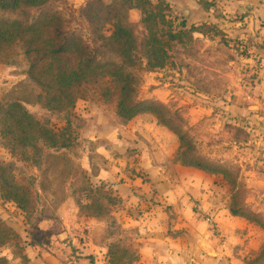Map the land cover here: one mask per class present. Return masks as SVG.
I'll use <instances>...</instances> for the list:
<instances>
[{
  "label": "rangeland",
  "instance_id": "obj_1",
  "mask_svg": "<svg viewBox=\"0 0 264 264\" xmlns=\"http://www.w3.org/2000/svg\"><path fill=\"white\" fill-rule=\"evenodd\" d=\"M38 1L0 8V23L19 31L0 43V112L18 105L36 127L23 144L0 133V170L32 205L20 210L0 193V221L15 233L0 245V264H143V242L181 249L191 236L215 252L205 264H264V228L231 219L224 205L264 222V16L243 7L225 20L215 0H194L201 11L187 0H151L180 34L169 39L168 24L141 21L130 0ZM34 23L43 45L69 43L68 64L95 66L71 105L54 107L65 100L32 77ZM147 25L163 43L157 58L143 50ZM114 26L132 32L136 49L122 50ZM108 63L130 77L127 105L150 111L118 114L119 80L99 73ZM184 160L213 174L187 176L195 167ZM176 254L182 261V249Z\"/></svg>",
  "mask_w": 264,
  "mask_h": 264
},
{
  "label": "trees",
  "instance_id": "obj_2",
  "mask_svg": "<svg viewBox=\"0 0 264 264\" xmlns=\"http://www.w3.org/2000/svg\"><path fill=\"white\" fill-rule=\"evenodd\" d=\"M133 4V7L136 8L140 13V20L147 22L148 20H154L156 18L157 21L160 19V23L164 25L168 24L169 36L173 39L178 37V34H175L171 31L172 22L167 20V9L164 12V15L159 14L155 10V6L151 0H130ZM39 2L38 0H0V8H16L21 3L27 4H35ZM41 3V2H39ZM164 6L163 8H167L162 2H157ZM159 10V9H157ZM154 23V22H153ZM156 23V22H155ZM0 43H4L5 40L16 37L19 33L18 30H12V27L15 28V22L12 23H0ZM43 24V23H42ZM182 28H185L184 22L179 24ZM5 26V28H4ZM173 27V26H172ZM26 29V28H25ZM28 37L29 43L37 41V47H34V50L40 54V58L38 62H36V74L33 77L35 81L38 79L37 77L44 76L45 82L43 87H47L48 93L49 90L53 93L55 99L65 100V102H61L64 104H60L59 106L54 107H62L67 105H71L74 103V96L72 94V90L82 81L83 78L89 79L90 76L94 75L95 66L91 65L89 61L87 64L78 63L75 66L68 64L65 53L68 50L69 43H60L56 45V48H53V42L49 44V46L43 45L45 43V38L39 33V27L34 23L28 27ZM147 40L144 42L143 50L144 52L149 53L150 55L155 56L156 58L160 56L164 52L163 43L157 37V30L151 28L147 25ZM195 31L193 26L190 27L189 33ZM190 33V34H191ZM111 38L120 43L121 48L123 47L126 50V46L129 45V51L136 49L134 46V39L132 32L122 26H114V31L111 35ZM5 39V40H3ZM40 41V42H39ZM43 43H42V42ZM169 45V44H167ZM130 54L127 52L125 57H129ZM151 57V56H149ZM44 59H47V62L44 63ZM129 59V58H128ZM126 62H128L126 60ZM129 63V62H128ZM98 66V65H97ZM108 66V68H107ZM103 71L99 73L102 74H110L116 77L119 80V92H120V101L117 105L118 114L125 117L131 118L139 112L150 111L152 109L151 104H134L127 105V101L129 98L128 92V82L130 77L127 74L122 72L120 67H116V65L107 64L104 66ZM46 75V76H45ZM65 94V96H63ZM0 133L5 139L9 141H13L17 144H23L28 141L36 134V127L34 122L30 120L28 115L21 110L20 106L10 105L6 109L0 112ZM181 139V137H180ZM181 159H184L183 156H180ZM185 161V160H184ZM185 165L193 166L197 169L208 171L213 174V169L215 167L210 166L202 161H185ZM223 169V168H222ZM220 170V169H219ZM219 172V171H217ZM220 172H223L220 170ZM224 176H227L225 172ZM0 193L6 199L12 201L18 209L23 211H28L29 207H31V200L29 198V192L25 189H21L20 187L14 185L7 181L4 176V172L0 170ZM229 212L234 215L244 219H247L253 223L260 225L264 228V222L260 218H258L254 213L247 212L246 210H237L229 206ZM15 237V233L6 226L2 221H0V245H4L11 241V239ZM19 264H28L26 258H23V262H19Z\"/></svg>",
  "mask_w": 264,
  "mask_h": 264
},
{
  "label": "crops",
  "instance_id": "obj_3",
  "mask_svg": "<svg viewBox=\"0 0 264 264\" xmlns=\"http://www.w3.org/2000/svg\"><path fill=\"white\" fill-rule=\"evenodd\" d=\"M168 1V0H166ZM181 3L184 2V0H179ZM190 1V3H196V1L194 0H187V2ZM219 3V6L221 8V13L224 17L225 20H228L232 17V15L234 13H237L240 9H242L243 7L246 8L247 10H250V8H252V13L251 15L253 16H264V12H262L260 9H258V7L261 8L259 2L260 0H215ZM197 4V3H196ZM195 4V5H196ZM197 6L199 8H197V10L201 8L200 6L197 4ZM170 7L175 8L177 6H172L170 4ZM135 10V9H134ZM137 11V10H135ZM185 13V11H184ZM257 14V15H256ZM192 16V14H191ZM264 90V89H263ZM193 170H187L189 172H187L185 175L188 176V174H191L190 171H197L198 169H194ZM186 171V170H184ZM199 172L201 170H198ZM202 172V171H201ZM184 173V172H183ZM183 181H187L188 185L185 186L186 190L188 189V191H190V187H192V179L190 178H185L182 179ZM190 180V181H189ZM199 184L196 186L198 187ZM226 207V211L228 214H231L228 211V207L227 204H224ZM231 219H236L240 222H242V220H244V218L238 217V216H234V215H230ZM147 237H153V236H147ZM155 242H143L142 245L140 246V253L142 254V256H140V262H142L143 264H183V260L185 258H190L189 261H195V259H200V263L201 264H205L204 259H206V257L210 256V255H215V252L213 250H205V247L202 246H197V244L195 243L196 238H194V236L190 237L189 241L187 244L182 245V261L180 259V257L176 256V252L177 251H181L180 246L178 244L177 245H170V243L164 240L163 244H166L165 246H168V248H163L162 249V243L160 244V242L156 239H154ZM175 242V241H174ZM166 250V251H165ZM203 257V259H201L200 257ZM136 262H134L133 264H135ZM132 264V263H129Z\"/></svg>",
  "mask_w": 264,
  "mask_h": 264
}]
</instances>
